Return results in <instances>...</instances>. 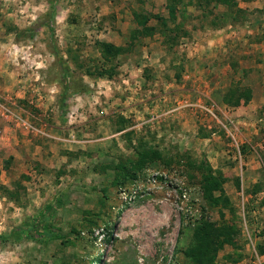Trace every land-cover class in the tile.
<instances>
[{
    "label": "rangeland",
    "instance_id": "374dc122",
    "mask_svg": "<svg viewBox=\"0 0 264 264\" xmlns=\"http://www.w3.org/2000/svg\"><path fill=\"white\" fill-rule=\"evenodd\" d=\"M199 1L0 0V235L51 209V236L0 241V264H199L201 220L235 229L214 264H264V0L237 23ZM135 14L156 32L130 43ZM99 42L126 50L105 64ZM231 84L250 100L224 105ZM138 144L158 156L134 171ZM119 188L138 194L116 212Z\"/></svg>",
    "mask_w": 264,
    "mask_h": 264
},
{
    "label": "trees",
    "instance_id": "16d2710c",
    "mask_svg": "<svg viewBox=\"0 0 264 264\" xmlns=\"http://www.w3.org/2000/svg\"><path fill=\"white\" fill-rule=\"evenodd\" d=\"M209 2L215 1L217 4H222L227 11L231 12L227 16L222 17V21L227 23H237L242 21L246 18V11L244 9H241L238 6V2L236 0H208ZM209 2L206 4H201L199 1V7L201 6L203 9L209 8ZM168 12L170 14V18L172 21L175 22V12L172 6L168 7ZM54 13L55 9L54 6H51L50 10L46 12V14L42 17L40 21V26L47 27L51 32H53V24H54ZM158 20L157 22L161 25H163L164 30H162L160 33L165 36V34H173L174 30L176 29H170L166 25V19H163L162 17L158 16L156 17ZM134 20L137 25V27L131 32L129 42L132 43L135 41L137 35H142V32H146V36H151L156 32V28H150L148 27V19L143 18L139 19L138 15H134ZM38 24V26H39ZM39 26V27H40ZM36 28H26L22 31H20L17 35H24L28 34L29 37H33L34 32ZM177 32V30H176ZM176 32H174L176 34ZM173 37V36H171ZM169 41H165V44ZM177 45V44H169V47ZM99 48V52L101 54V57L105 64H108L110 62L115 61L119 55L123 54L125 52V47L116 46L112 43H105V42H99L97 44ZM128 52V51H126ZM98 75L100 76H107V78H111L114 74V72L111 69H101V71H98ZM176 80H179V76L177 75ZM67 81L65 82L66 86ZM247 90V89H246ZM251 93L250 91H245L240 89V86L238 84H231L230 87L225 92L224 96L222 97V102L226 106H232L237 107L242 102H247L250 100ZM122 123H125V121H121ZM124 126V125H122ZM120 132L124 130V127H121V129H118ZM126 136L130 135L128 132L124 133ZM135 153L137 156L136 161L131 162V168L135 170H141L146 166L147 163L151 162L156 156H158V152L155 150H152L151 148H147L142 144H138V146L134 147ZM115 170H120L119 173H117L115 177V183L118 185H121L125 182L126 179H134L135 178V172L131 175L130 178H127L126 176L122 177L124 173L121 171L124 169V164L119 163L116 167H114ZM214 185V184H213ZM207 190L212 186V182L209 180L204 181V185ZM51 209L45 208L43 211L39 212L35 216L25 217L23 222L12 228L11 231L8 234H1L0 235V241H7L10 240L13 243H19L24 239H29L32 237V234H34L37 237H45L48 238L51 236L50 230V216ZM228 230V232H227ZM235 234V229H226L222 228H216L212 223H209L207 221L201 220L195 227L193 231V239H194V247L190 251V254L192 253L193 256L191 257L192 260L197 261L199 264H214L215 260V254L218 249L223 247L224 245H230L233 244L232 237ZM111 239V235H108L107 240ZM260 251L263 252L264 246L260 247Z\"/></svg>",
    "mask_w": 264,
    "mask_h": 264
},
{
    "label": "built area",
    "instance_id": "2783aa9c",
    "mask_svg": "<svg viewBox=\"0 0 264 264\" xmlns=\"http://www.w3.org/2000/svg\"><path fill=\"white\" fill-rule=\"evenodd\" d=\"M149 184L152 186H158L157 179L155 177L152 178ZM137 194H138L137 189L131 190L130 193H127L124 189L119 188L118 199L120 202L118 203L117 207L114 208V210L116 212L121 211L125 205H127L128 203L133 201V199L135 198V196ZM182 198L183 199L186 198V192L185 191L182 192Z\"/></svg>",
    "mask_w": 264,
    "mask_h": 264
}]
</instances>
